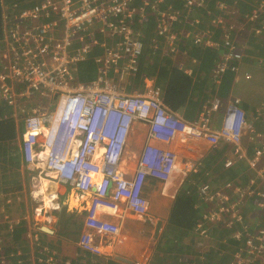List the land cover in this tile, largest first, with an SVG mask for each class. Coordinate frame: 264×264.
I'll return each mask as SVG.
<instances>
[{"label": "built area", "instance_id": "2783aa9c", "mask_svg": "<svg viewBox=\"0 0 264 264\" xmlns=\"http://www.w3.org/2000/svg\"><path fill=\"white\" fill-rule=\"evenodd\" d=\"M163 1L37 0L32 8L18 9L4 21L0 107L19 110L29 105L21 148L30 172L39 168L40 149L45 146V167L56 181L91 194L80 247L94 256H106V245L114 254L126 253L128 244L122 238L125 218L129 213L148 216L149 202L144 192L149 178L167 183L179 172L192 168L202 161L191 160L195 150L231 146L226 168L237 160L256 168L264 159V134L255 132L240 100L215 97L204 106L200 119L190 122L165 104L160 87L148 83L141 90H131L125 83L141 77L139 60L144 43L136 26L147 12L160 17L157 30L167 43L191 40L197 46L222 48L214 75L220 83L228 71L237 73L245 58L243 47L231 37L233 32L255 36L264 33L253 26L261 20L262 8L256 7L243 23L235 24L229 19L240 16L236 8L231 11L216 2L221 12L217 15L208 10V4L201 6L203 0H186L188 8L194 4L202 7L203 18L210 21V29L193 34L185 27L196 30L202 22L172 8L162 9ZM181 18L184 30L176 34ZM216 31L223 32L220 43L213 40ZM170 52L177 53L173 48ZM88 59L97 67V77L83 82L78 68ZM35 97L39 101H34ZM62 107L64 114L58 118L56 113ZM218 117L221 122L217 127ZM135 122L146 126L148 134L135 173L130 175L120 163ZM47 128L50 136L42 144L41 136ZM246 134L250 140L262 143L254 148V157L244 148ZM236 190L240 193L243 189ZM199 191L204 203L223 200L222 190H213L209 184ZM258 240L256 247L249 241L251 252L264 251V229Z\"/></svg>", "mask_w": 264, "mask_h": 264}, {"label": "crops", "instance_id": "0c3cea01", "mask_svg": "<svg viewBox=\"0 0 264 264\" xmlns=\"http://www.w3.org/2000/svg\"><path fill=\"white\" fill-rule=\"evenodd\" d=\"M199 15L200 16L198 17L201 18L202 20L200 29L206 30L211 28L210 21L203 18L204 15L202 14ZM138 27L139 29H137V31L141 35V27L136 26V28ZM217 41L220 43L221 39ZM174 45H175L174 42L166 43V41H164L163 39L161 40L160 44H158V42H153V41H151L150 45L145 44L146 48L148 49L151 48L152 51L151 55L153 56L154 60L145 59L144 65L150 67V70H156V71L153 75H147V74H145V76L142 75L143 79H141V85H140L141 89L145 88L148 83L150 86H158L162 89L164 100L166 98L165 89L167 88L168 81H162V79L159 77V73L164 68V66L167 63L171 62L173 66L176 65L180 70H184L185 72L190 74L191 72H193V70L196 68V65L199 63L198 60H196L190 54L191 52L190 47L191 45L194 46V44L191 41L188 40L187 43H176L179 49V53L176 54L175 56H171V53H167L166 49ZM241 46L243 47L245 58L241 63H239L240 69L238 70V72L234 73L235 75L232 82V88L229 91V95L232 97V99L240 100V105L243 108V110L246 112L248 120L249 119L252 120V122L255 125L256 121L254 122V119L248 110H250V112L256 111L255 114H257V116L258 115L260 116L262 113H264L263 111L264 108H262L264 105V93L259 92L258 94H255L253 89V87L256 86V84H258V86L260 87L264 86V67H263L264 55L263 56L255 55L256 51L254 50L255 49L254 47H249L247 45L245 46L242 44ZM206 49L207 48L201 49V51H204ZM216 50L219 51V57H220L223 49L217 48ZM171 68L174 69L172 66ZM260 68H263V72H261ZM247 74L251 75V80L249 81V79L246 78V80L243 82L244 76H246ZM96 77H97V72L95 73L94 79L92 78L89 79L95 80ZM139 78L140 76L138 75L136 79L133 80L137 81ZM145 81H147L146 84ZM213 81L218 88V85H220L221 82L220 83L216 82L214 79V75H213ZM207 82H208L207 85L208 90L206 91L205 94H207L208 92L209 93L207 97L205 96L204 97L207 101L208 100L210 101L213 98L218 97L217 93L219 91L218 89H214L213 87L211 88L210 79ZM188 87H189L188 85L184 86V88H188ZM193 87H194V81H191V89ZM129 89L131 90L133 89L131 85H129ZM211 89L216 91L215 94L211 92ZM168 107L174 112H177L185 120L190 122L198 121L202 114L200 108L194 107L196 111L195 117L194 118L192 116L186 117L187 115L185 113L187 112L186 110L187 104H185L184 107H182L181 109H177V110L171 108L170 106ZM217 122L218 124H216V126L218 127L219 123L221 122V117L217 118ZM137 132L138 133L141 132L142 140H144L147 133V128L144 125H139L137 126ZM255 132L257 133V131ZM260 132L257 134H263L264 129H262ZM18 138L19 140H22L20 130L18 132ZM44 142H45V138H42L41 143L44 144ZM21 145L22 143H20L19 145L22 153V154L20 153V158H21L20 174L22 175V183H21L22 185L17 187V188H21V190L10 195L13 196L14 201H16V199H19V202L21 204L20 206H22L21 209H24L26 207L27 211L25 214L27 219H25V222L23 221L22 223L24 224L23 226H25L28 229V231L24 237L25 242L22 244L20 248L17 249V246L13 245V243L11 242H9L11 243L10 245L9 243L8 245H6L7 247L5 249L1 250L0 248V264H4L5 262H7V264H39L37 263L38 261L37 256L39 252L44 253V256L46 257L45 259L41 258L43 260L42 262L43 264H53L54 262L55 263L57 262V264H75L81 260V257H85V258L93 257L94 264H146L145 262L149 258H146L145 261H141L137 259L138 257H133L130 254L128 255L126 253L114 254L116 252L114 251L113 253L112 248L109 245H106L104 248V255H106L104 257L94 256L82 251L80 249V238L82 232L84 231V222L79 237L77 235L75 237H71L68 231L72 229L68 228L64 230L60 227V223H59L60 214L58 213H62V211L65 210L66 215L83 216V214L81 213L82 211H84L83 206H85V212H86L90 205L91 194H82L76 188L70 189L71 187L69 186H64L59 184L58 182L54 181L53 175H47L48 176L47 179H43V180L38 179V181L37 179H35L36 181H33L34 178H38L39 176L38 173L39 168H37L36 173L29 172L28 168L24 163L23 151ZM243 145L244 148L246 147L247 149H249L252 148L253 146L260 147L262 146V143H260L259 139L255 141L250 140V135L246 134L243 137ZM215 151L214 150L211 151L209 155L212 157L215 156L216 154ZM46 155H47V151L44 149L41 150L39 156L42 162H40L39 166L42 168H44V163H45L44 160L46 159ZM204 161L205 162L207 161L209 163L208 158H206V160ZM204 161L202 163H204ZM211 161L213 162V159H211ZM244 162H245L244 160H237L235 166L231 168V170L224 169V171L226 172L217 179L215 176H213V173H211L207 169V167H205L203 169L204 173H206L207 176L210 177L213 176L215 178L213 180H207L204 177H199V174L201 172L200 165L202 163L198 165L194 164V166L192 168L187 169V171L180 172L179 175L182 176L176 175L172 180L171 184H169V186L165 185V188H161L163 190L162 192L160 191L161 194L153 199L150 195V192L153 191L152 188H150L152 187L151 184L150 186L145 188V194L148 196V199L151 200L150 206L152 211H149L148 216L138 217V218H136V216L129 213L125 218L127 220L126 221L127 231L125 235L131 237L132 239L138 242L142 241L144 244L147 243L153 244L159 242L161 247L165 248L166 245H168L169 248H171L172 244L168 242V237L171 235L173 231L175 225L174 222L176 216L179 213V206H180L179 200H181L180 191L183 190L182 191L183 195L185 193L197 195V197L199 198V202H201V196L198 193L197 189L200 186H202L204 183L208 182L209 184H211V188L212 187L216 188L222 186L220 185V181H222V183L234 182L237 185L239 184L242 185V183H247L250 182L251 180H255L254 172L248 170L250 172L248 173L247 164ZM241 163L245 164V168H241ZM232 169H234L233 172ZM228 171H231V174L237 173L238 175L236 174L235 176H231L229 175ZM36 182L39 185H36ZM232 189H236V188H232ZM29 190H31L30 191L31 194ZM68 190H72L69 196H67L69 194ZM227 191L229 192V188H227ZM4 195L8 196L4 193H1L0 198L5 199ZM33 199H35L36 205L33 203ZM30 200H32V202ZM156 200L158 201L156 202ZM24 201L25 204H23ZM4 205H6L7 208L10 207V205L8 204H4ZM204 208L205 207H201L200 210H203ZM154 209H156V211H153ZM69 227H72V225H69ZM29 229H32L33 231ZM45 229H48L49 232H46ZM45 234H47V236H45V240L43 243V236ZM39 239H40V243L38 242ZM138 246H141V244H138ZM156 249L159 250V253L155 254V259L150 260L149 264H152V261H156V263L159 264L160 258L162 260L161 264H180L177 263L175 257L180 256L178 252L179 251L181 252V250H169L161 255V248L158 247ZM140 255L141 254L139 253V256ZM158 255L160 256L158 257ZM234 255L235 254H233V256ZM54 256L57 258H54ZM165 258L166 261L165 263H163V260Z\"/></svg>", "mask_w": 264, "mask_h": 264}, {"label": "trees", "instance_id": "16d2710c", "mask_svg": "<svg viewBox=\"0 0 264 264\" xmlns=\"http://www.w3.org/2000/svg\"><path fill=\"white\" fill-rule=\"evenodd\" d=\"M36 1L37 0H0V41L4 37L3 25L5 19L11 18L18 9L24 10L32 8L35 5ZM262 1L263 0H203L201 6L208 4V10L217 15L221 12L220 9L215 5L216 2H221L222 4H224L226 6V9L234 7L238 10L240 16H238L237 18L235 17L233 19H229V23L241 24L245 21V19L243 18H247V16H249L257 6H260L262 4ZM160 5L162 9L169 10L170 8H172L176 12H182L184 16L186 14L190 15L192 19L199 18V14H201L203 11V8L196 6V4H194L191 8H188L190 6H186V0H164ZM222 13L223 16L226 17V12L223 11ZM159 19L160 17L153 14L152 12H147L145 17L141 19V24L137 25L141 27L140 38L144 43V51L139 60V71L141 73V77L138 79L139 81L140 79H143L142 75H153L156 71L150 70V67L144 65V60H154L153 56L151 55V48H146L145 44L150 45L151 41L158 42V44H160L163 38L159 35L157 30ZM184 23V18H181L180 23L176 25L177 30H179ZM188 28L190 29L189 26ZM137 29H139V27L136 28V31ZM231 37L235 38L237 43L245 46L247 45L249 47H254V50L256 51L255 55H264V43L258 42L259 38L264 37V33L261 36L248 37V35L242 32L234 31ZM222 38L223 32L216 31L213 40L217 41ZM190 48V54L199 62L193 72L189 74L184 70H180L176 65L173 66L171 62H169L160 71L159 77L162 79V81H168L167 88L165 89L166 98L164 100L166 105L177 110L181 109L185 104H187V112L185 113L187 115L186 117L192 116L194 118L196 115L195 108H200L202 113L204 110V106L207 102H209V100L207 101L205 99V97H207L209 93L208 92L207 94H205L208 90L207 81L210 79L211 88L213 87L214 89H218V97H221L223 99H230L232 97L229 95V91L232 88V82L235 74L234 72L228 71L224 75L220 85H218L217 88L216 84L213 81V75H215L216 73L217 64L220 59L219 51L211 47H205L207 49L201 51V49H204V47H194L192 45ZM171 66L174 69H172ZM78 70L79 77H81L80 79L82 81H91V79L89 78L94 79L95 73L97 72V67L94 65L93 60L88 59V61H85L79 65ZM247 79H249L250 81L251 75L250 77H247ZM191 81H194V87L192 89ZM139 84L141 85V81L139 82ZM186 85H188L189 87L184 88V86ZM211 92L215 94L216 91L211 89ZM248 111L255 122L258 117L257 114H255L256 111ZM27 112L28 110L26 107L25 109L23 107L19 108V110L11 109L6 106L0 107V194L4 193L6 195H12L21 190V188H17L18 186L22 185V175L20 174L21 150L19 146L18 132L20 130L21 137L23 138L26 128L24 117L26 116ZM262 129H264V119L260 115L259 120L255 123V131L259 133ZM216 150L217 151H215V156L212 157L214 159L219 158V155L221 154L224 155L229 150V147L220 146ZM233 170L234 169H232V172ZM228 172L231 176H235L237 174H231V171ZM180 198L181 200H179V213L176 216L173 231L168 237V242L172 244V247L169 248L168 245H166L165 248L161 247V255L169 250H181L182 252L180 256L175 257L177 263L180 264H233L231 256L233 258V254H236L238 256V258H236L235 260L237 263H241V258L243 257H245V259L250 257V259L252 260L251 264H264V251H249V241H253L255 243L254 247L258 246L260 243V241L258 240L259 235L264 229L263 201H257L253 204L249 202V204L251 205L249 208V213L252 214L251 217H254V219L252 220L258 222L257 226L246 227L249 222H247V220L245 219V224L242 226V228L240 227L238 229L239 231L233 232L231 231L232 229L225 230L223 228L221 231L217 230L218 232L216 230H212L210 232L211 238L209 237V239L212 241L213 245L218 247V249L224 250L225 252H230V256L226 257L227 255H223L222 251L220 253H216L217 249L208 248V251L202 252V254L195 252V250H190L191 248L189 247V244L195 243V239L193 238L202 236L201 230L194 232L196 225H193L199 224L197 221L200 218L201 214L199 213L200 209L198 207V204L201 202H199V198L197 197V195L190 193H185ZM215 200L217 202H223V200L221 199ZM203 205H211V203L208 202ZM205 208L206 210H209L207 206ZM240 208L243 209L244 207L236 206V209L238 211ZM58 214H60V227L64 230L68 228L72 229L68 231L69 235L71 237H75L76 235L79 237L85 217L81 215H66L65 210H63L62 213ZM6 219L7 217H5V221ZM69 225H72V227H69ZM11 228L12 227L10 225H6L3 229H5V232H8L7 236L12 238L13 245H16L18 249L25 242L24 237L28 229L23 226L22 228H18L16 230H14L15 228ZM21 231H24L25 233ZM45 236H47V234L43 236V243L45 240ZM38 242L40 243V239L38 240ZM10 244L11 243H9V245ZM257 253L259 254L256 257ZM191 255L195 256V259H190ZM41 258L45 259L46 257L44 256V253L39 252L37 256V263L43 264V260ZM54 258L57 257L54 256ZM93 261L94 260L92 257H81V260L75 264H94ZM4 264H7V262H5ZM53 264H57V262H54ZM241 264L249 263L245 260V262Z\"/></svg>", "mask_w": 264, "mask_h": 264}, {"label": "rangeland", "instance_id": "374dc122", "mask_svg": "<svg viewBox=\"0 0 264 264\" xmlns=\"http://www.w3.org/2000/svg\"><path fill=\"white\" fill-rule=\"evenodd\" d=\"M257 7H259V6H257ZM260 7L262 8V13H261L262 18L258 22L254 23L253 26H255L257 29L261 28L262 33H263L264 32V0L262 1V4L260 5ZM233 9H234V7L230 8L231 11ZM198 21H199V23L202 22V20L200 18H198ZM242 29H243V27H242ZM183 30H184V27L182 26L179 30H175V31H176V34H180L181 31H183ZM198 31H200V28H197L196 30L193 28V30H191V33L195 34ZM212 32L213 31L211 30V34H212ZM250 33L251 32L244 33V34L248 35V37H251V36L254 37L255 36L253 34L251 35ZM211 34H209V35H211ZM189 36L191 39L192 35L189 34ZM259 40H258V42L264 43V37L259 38ZM174 44H175L174 46H170V49L172 51V48H173L174 51L177 52L178 47L176 45V42H174ZM194 47H196V46H194ZM205 47L206 46H204V48ZM166 51H167V53L169 52V47H168V49H166ZM171 56H175V53H172ZM263 62H264V60H263ZM260 69H261V72H263V68H260ZM246 78H247V75L244 76L243 82L246 80ZM130 79H132V80L128 79L129 81L126 80V82H125V83H127L128 87H129V85H131V87L135 90L141 89V86L139 84L141 79H140V81L139 80L135 81V80H133V78H130ZM253 89H254L255 94H258L259 92L264 93V86L260 87V86H258V84H256V86H254ZM34 101H39V98L35 97ZM25 107L27 108V110L29 109L28 104H25L23 106L24 109H25ZM262 108H264V105ZM263 111H264V109H263ZM26 116H27V114H26ZM26 116L24 118H26ZM261 116L264 119V113H262ZM258 120H259V115H258L256 121H258ZM250 121H252V120H250ZM21 139H22V137H21ZM21 142L22 141L19 140V145ZM140 142H141V138L138 137V134H135L130 140V143H129V146L127 149L128 153H126V156L123 159L122 167L127 173H129L131 175L135 173V170L137 168L138 156H139L138 155L139 154L138 148L141 146ZM208 153H209V151H207L206 148H201L200 150H195L193 152V154L190 155V157H192L191 160H193V162H196L195 161L196 159H205L206 160V158H208L209 163L206 161L201 165V172L199 174V177H204L207 180H209L207 177L204 176L205 173L203 171V169L205 167H207V169L209 171H211L217 179L218 177H220L222 174H224L226 172V171H224V167H223L224 155L221 154V155H219L220 156L219 158L214 159ZM230 157H231V155H230ZM211 159H214L213 162L211 161ZM244 163L247 164V167H248L247 172L248 173H250L248 170L254 172L255 180H251L250 182H247V183H242V185L236 184V185H234V187H232L233 184L231 182L222 183V181H220V185H222V186H220L221 187L220 189H222L223 203H221L220 201L217 202L215 200V201L210 202L211 205H203L205 203L201 199L202 204L201 203L198 204L199 209H201V207L207 206L209 208V210H205L206 208L203 210H200L201 217L198 219L199 224H193V225H196L194 232L201 230L202 236H200L198 238H193V239H195V243L189 244L191 251L195 250V252L202 254V252H207L208 248H211V249H217L216 253L217 252L220 253L222 251L223 255L226 254L227 255L226 257H229L230 256L229 251L225 252L224 250L218 249V247L213 245L212 241L209 239V237L211 238L210 232L212 230H216V231L220 230L221 231L223 228L225 230H231L232 229L231 231H233V232L239 231L238 229L240 227L242 228V226L245 224V219L247 220V222H249L246 227H248V226L254 227V226L258 225V222L253 221L252 219H254V217H251L252 214L249 213V211H250L249 208L251 206L249 204V202L251 204H253L254 202L260 201L258 199V197H263V195H264V175H263V177L262 176L260 177L258 172L256 170H252L246 161ZM133 167H134V169H133ZM182 167L184 168V164ZM241 168H245V164L241 163ZM185 171H186V169H184V172ZM179 173L177 175L182 176V175H179ZM216 175H219V176H216ZM244 175H245V172H244ZM35 179H37V181H38V179L43 180V179H47V178L45 176H39L38 178H34L33 181H36ZM26 182H27V180H26ZM36 185H39V184L36 182ZM245 185H247V186H245ZM147 187H148V185L146 186V188ZM150 188H152V190H153L152 192H150V195L153 199V198L158 197L161 194V192L163 191L161 188H165V185H162V184L154 185V184H152V187H150ZM224 188H229V192L227 191V189L224 190ZM230 188H243V190L240 193L232 195V191ZM70 189H72V188H70ZM30 191L31 190H29V192ZM182 191L183 190L180 191L181 192L180 197L183 196ZM71 192H72V190H68L69 194L67 196H69L71 194ZM166 193H167V191H166ZM30 194H31V192H30ZM9 197H11V198H9ZM145 197L147 198L149 205H150L151 200L148 199V196L146 194H145ZM218 197H220V196H218ZM4 198L5 199L0 198V248H1V250L5 249L7 247L6 245H8L9 242L12 243V238L7 236L8 232H5V229H3V228H5L6 225H10L12 227L11 229L15 228L14 230H16L18 228H22V226H23L22 222L23 221L25 222V219H27L26 214H25L27 209H26V207L24 209H21L22 206H20L21 204L19 202V199H16V201H14L13 196H10V195H8V196L4 195ZM30 201L32 202V200H30ZM157 201L158 200H156V202ZM33 203L35 204V199H33ZM4 204L10 205V207L7 208L6 205H4ZM23 204H25V201L23 202ZM222 204H224V205H222ZM228 204H229V206H228ZM30 205H31V203H30ZM82 206H83V203H82ZM236 206L237 207L243 206L244 208L243 209L240 208L238 211L236 209ZM5 207H6V209H5ZM83 207H84V211H82L81 213L85 217L86 216L85 206H83ZM149 211H152L151 206H149ZM153 211H156V209H154ZM246 212H247V214H246ZM34 213H35V210H34ZM134 216H136V215H134ZM5 217H7L6 221H5ZM136 218H138V216H136ZM19 220H22V221H19ZM27 225H28V223H27ZM29 230L33 231L32 229H29ZM126 231H127V228H126V222H125V224L123 225V228H122V238L128 244L127 251H125L126 254L131 255L134 252L133 254L138 255L137 259H139L141 261H145L146 258H149L145 262L146 264H149L150 260H154L155 254L159 253V250H157L156 248H158V247L161 248V245L159 244V242H156L153 244L152 243L151 244H148V243L144 244L142 241L138 242V241L132 239L131 237L126 236L125 235ZM21 232H24V231H21ZM207 234H208V238H207ZM134 241H136V242H134ZM138 244H141V246H138ZM143 251H144V255L142 253ZM249 251H250V249H249ZM181 252L179 251L178 253L181 254ZM139 253L141 254L140 256H139ZM123 254H125V253H123ZM159 256L160 255H158V257ZM190 259H192V260L195 259V256L191 255ZM242 259H244V261L245 260L248 261L249 264H251L250 262L252 260L250 259V257H248L246 259H245V257H243ZM165 261H166V258L163 260V263H165ZM161 263H162V260L160 258L159 264H161ZM152 264H158V263H156V261H152Z\"/></svg>", "mask_w": 264, "mask_h": 264}, {"label": "clouds", "instance_id": "9594fccd", "mask_svg": "<svg viewBox=\"0 0 264 264\" xmlns=\"http://www.w3.org/2000/svg\"><path fill=\"white\" fill-rule=\"evenodd\" d=\"M185 29L188 31V32H191V29H189L188 28V26H186L185 27ZM179 37H180V35H179ZM189 41H191V40H189ZM188 42V40H184V41H176V43H187ZM193 44H194V42L193 41H191ZM167 43V42H166ZM166 46V45H165ZM164 46V47H165ZM194 46H196V47H204V46H197V45H195L194 44ZM206 47H208V46H206ZM212 48V47H211ZM217 49V48H216ZM177 53H175V55L176 54H178L179 53V49L177 48ZM168 53H171L172 54V52H170V48H169V52ZM90 60H92V59H90ZM88 61V60H87ZM247 75H249V74H247ZM79 78H81V77H79ZM81 80V79H80ZM82 81V80H81ZM84 82H87V81H84ZM89 82V81H88ZM147 83V81H145V84ZM123 85H125V84H123ZM129 88V87H128ZM139 90H141V89H139ZM162 90V89H161ZM59 102H62V100H60ZM165 102V101H164ZM166 104V103H165ZM67 107H70V108H72V106L71 105H69V104H67L66 105ZM2 107V106H1ZM18 110V109H17ZM63 115L64 114V111H63V107L56 113V115H57V117L59 118V116L60 115ZM249 122H251L252 124H253V126H254V128H255V125H254V123L252 122V121H250V120H248ZM139 125H141V122H135V124H134V127H133V129H132V135L130 136V138H129V142H128V145H127V147H126V149H125V154H124V157L126 156V153H128L127 152V149H128V146H129V143H130V140H131V138L135 135V134H138V137H140L141 138V142H140V147L138 148V151H139V154L138 155H140L141 154V151L143 150V147H144V145L147 143V140H146V136H145V139L144 140H142V136H141V132L140 133H138L137 132V126H139ZM146 127V126H145ZM147 128V127H146ZM53 129V126L51 127V130ZM148 133H146V135H147ZM264 134V133H263ZM48 136H50V129L49 128H47L45 131H44V134H42V136H41V140H42V138H45V141L47 140L46 138L48 137ZM22 140H23V138H22ZM22 143V142H21ZM21 147H22V145H21ZM227 147V146H226ZM231 146H229V150L224 154V161H223V167H224V169L225 170H227V169H231V168H233L234 166H232V167H230V168H226L225 167V161H226V155H231L230 154V152H231V150H232V147L230 148ZM254 148H255V146H253L252 148H251V153H250V148L248 149V154H249V156L250 157H254L255 156V154H254ZM46 150L47 148H45V146H42V148L40 149V152H41V150ZM217 149V148H216ZM215 149V150H216ZM214 150V151H215ZM47 152H48V150H46ZM211 151H209V153H210ZM208 153V154H209ZM47 155H48V153H47ZM46 155V156H47ZM124 157H123V159H124ZM139 157V156H138ZM24 159V158H23ZM205 159H202V161H199V162H197V164L196 165H198V164H200V163H202L203 161H204ZM45 161V160H44ZM40 162H42L41 160H39L38 161V165H40ZM205 162V161H204ZM24 163H25V165H26V162H25V160H24ZM122 164H123V160H121V163H120V167L123 169V167H122ZM203 164V163H202ZM201 164V165H202ZM201 165H200V170H201ZM26 167H27V165H26ZM250 167V166H249ZM252 170H256L257 172H258V174H259V176L261 177V175H264V159H262L260 162H259V164H258V166L256 167V168H253V167H250ZM124 170V169H123ZM30 172V171H29ZM37 172V170L35 171V172H31V173H36ZM211 172V171H210ZM263 172V173H262ZM38 173H39V176H45L46 178L48 177L47 175H53L54 176V174H52V173H50L47 169H46V167H45V163H44V168H42V167H40L39 166V169H38ZM212 173V172H211ZM131 175V174H130ZM38 176V177H39ZM204 176L205 177H207V178H209V180H213V179H215L213 176H207V174L205 173L204 174ZM174 177L175 176H173L172 177V179L170 180V181H168L167 183H165V182H163V181H157V180H152V179H150L149 178V180L147 181V185L148 186H150L151 184H154V185H156V184H162V185H169V184H171V182H172V180L174 179ZM54 181H56V178H55V176H54ZM95 181L97 182L98 181V179H95ZM204 181V180H203ZM57 182V181H56ZM232 184H233V187H234V185H236L234 182H231ZM60 184V183H59ZM204 184H209L208 182L207 183H204ZM203 184V185H204ZM61 185H63V184H61ZM210 186H211V184H209ZM64 186H67V185H64ZM69 187H71L72 189H74L75 187L74 186H69ZM201 188V186L197 189L198 190V193L200 194V191H199V189ZM221 187L219 186V187H212V189L213 190H222V189H220ZM227 188H224V190H226ZM231 189V191H232V194H237V193H239L238 192V190H236V189H232V188H230ZM239 189H243V188H239ZM83 196V195H82ZM258 199L260 200V201H263L264 202V198L263 197H258ZM150 206V205H149ZM87 212V211H86ZM24 227V226H23ZM80 249L82 250V248L80 247ZM83 251V250H82ZM85 252V251H84ZM236 258H238V256L235 254L234 256H233V258H232V256H231V259H232V262H233V264H238L235 260H236Z\"/></svg>", "mask_w": 264, "mask_h": 264}, {"label": "water", "instance_id": "95a60500", "mask_svg": "<svg viewBox=\"0 0 264 264\" xmlns=\"http://www.w3.org/2000/svg\"><path fill=\"white\" fill-rule=\"evenodd\" d=\"M45 231H46V232H49V230H48V229H45ZM129 263H130V262H129Z\"/></svg>", "mask_w": 264, "mask_h": 264}, {"label": "bare ground", "instance_id": "6f19581e", "mask_svg": "<svg viewBox=\"0 0 264 264\" xmlns=\"http://www.w3.org/2000/svg\"><path fill=\"white\" fill-rule=\"evenodd\" d=\"M79 192H81L78 188H76ZM82 193V192H81Z\"/></svg>", "mask_w": 264, "mask_h": 264}]
</instances>
